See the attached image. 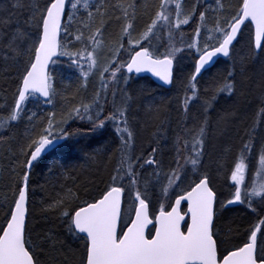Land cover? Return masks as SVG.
Returning a JSON list of instances; mask_svg holds the SVG:
<instances>
[{
	"label": "snow or ice",
	"instance_id": "obj_1",
	"mask_svg": "<svg viewBox=\"0 0 264 264\" xmlns=\"http://www.w3.org/2000/svg\"><path fill=\"white\" fill-rule=\"evenodd\" d=\"M80 4L81 0H15V7L27 9L24 19L13 21L11 17H0V53H3L0 60L16 65L14 107L7 120H0V129L5 128L8 121L20 118L22 104L29 96L39 94L46 98L45 103L52 102L57 91L48 67L50 62H56L54 58L67 56L69 67L77 69L85 80L92 69L97 68L102 89L108 90L112 97V108L106 116L102 114L104 107L100 104L99 94L94 100L98 109L94 116L89 115L91 105L82 104L81 108L73 109L79 119L84 120L87 116L92 131L104 128L106 122L111 121L119 133L120 157L110 183L81 202H77L79 197L69 190L65 197L44 209L58 210L66 232L78 242L73 264H264V218L258 216L257 224L231 238L222 236L216 225L220 212L234 204L247 205L250 214L264 213V135L257 133L261 121L253 120L239 137V155L230 170L233 182L230 198L218 201L212 178L201 171L206 137L212 124L209 115L222 94L224 98H232L233 103L223 109V114H218L216 127L221 134L233 121L243 122L241 110L248 102V95L257 101L259 114L264 115V0H236L227 15L224 0H216L213 11L217 15L212 28L208 29L214 35H209L203 46L196 47L198 58L187 75L182 73L177 55L183 53L184 48L170 44L161 52L162 45L157 42L156 33L167 30L171 41L174 29L188 25L196 16V5L186 11L182 0H160L157 6L147 2L142 4L140 0H117L115 3L97 0L95 5L83 0L81 11ZM93 7L95 13L90 10ZM141 10L149 19L144 30L133 37ZM77 13H81L79 25L82 27L74 28ZM206 13L207 10L199 12L201 22L206 21ZM95 16L101 18V25L111 16L121 22L120 36L103 65L98 60V49L103 48L102 28L91 31ZM200 27L195 30L196 37L201 35ZM85 30H89L87 37ZM124 37L128 38L126 48ZM241 41L248 49V57L237 62L235 50ZM77 44L84 47H77ZM193 47V43L187 44L188 49ZM221 55L233 63L224 72L212 73L215 58ZM246 60L258 61V80L253 81L247 75ZM124 69L127 74L151 73L162 82L161 87L179 84L185 92L178 109L184 121L190 118V101L200 100L198 78L209 73L208 86L200 103V123L195 128H186L185 137L177 135L175 156L167 170L164 149L159 141L146 157H133L129 152L135 136L129 121L135 95L129 94L130 76ZM105 74L109 80H105ZM110 83L115 86L110 88ZM139 91L150 89L142 85ZM188 92L192 95H187ZM104 100L108 102L107 95ZM4 110H8L6 106ZM52 115L54 118L55 114ZM36 116L33 112L27 119L31 123ZM71 118L70 112L68 118L55 124L59 133L55 141L50 138L54 124L53 119H49L39 136L29 137V142L20 149L25 158L18 164L20 171L16 174L13 197L0 205L3 211L0 217V264H46L44 257L48 248H55L58 242L51 232L38 233L32 225L30 174L36 163L41 162L42 154L54 148L56 142L69 141L82 134L80 130L70 131L64 127ZM258 138L261 152L260 170L256 175L260 182L253 179L246 183L248 165L245 159L254 151ZM189 172L195 178L187 188L174 193L178 197L174 203L169 202L167 206L159 203L158 213L150 211L155 189H160L162 197H168L169 189L180 188ZM182 202L187 203L186 210L181 209Z\"/></svg>",
	"mask_w": 264,
	"mask_h": 264
},
{
	"label": "trees",
	"instance_id": "obj_2",
	"mask_svg": "<svg viewBox=\"0 0 264 264\" xmlns=\"http://www.w3.org/2000/svg\"><path fill=\"white\" fill-rule=\"evenodd\" d=\"M88 2L95 5L97 0H88ZM108 2L115 3L117 0H108ZM145 2L157 6L160 0H140L142 4ZM182 3L186 11L191 10L193 5H196V16L190 20L188 25H181L180 29H174V38L171 41L167 30H163L162 33L157 32L156 38L157 42L162 45L161 52L165 51V48L170 44L184 48V52L177 55L180 58L182 73L187 75L193 70L195 59L198 58L195 49L197 41L199 40L201 46H203L207 37L214 35V33L208 32V29L212 28L217 13L213 11L216 8V0H199V3H197V0H182ZM235 3L236 0H224L225 15L231 11L230 6H234ZM172 6L174 7V4ZM80 7L83 11V0H81ZM90 10L95 13L94 7ZM205 10H207L206 21L201 22L199 12ZM68 11L71 12L70 7ZM26 15L27 9L15 7V0H0V17H11L15 21L17 19L23 20ZM80 15L81 13L76 14L77 21L74 22V28L77 26L82 27V25H79ZM148 19V15L144 14L143 10L138 13L133 37L138 36L144 30ZM100 20L99 16H95L91 31H95L97 27L102 28L101 41L106 47L101 50V54L98 56L100 63L103 65L110 56L109 50L116 45V42L111 45L108 36L112 34L113 29L115 30L118 20L115 16H111L105 19L103 25H101ZM202 23L203 27H200ZM137 24L140 27H136ZM197 27H200V37L195 35ZM120 32L117 38L120 36ZM84 35L87 37L89 30H85ZM127 39V37L123 38L125 48L128 47ZM87 43L91 46V41ZM188 43H193L194 47L188 49ZM77 47L82 48L84 45L77 44ZM2 55L3 53H0V56ZM247 57L248 49L244 41H241L236 46L235 59L239 62ZM232 63L233 60L229 58L221 60L211 69V72H224L231 67ZM246 68L247 75L251 76L253 81L258 80V61L246 60ZM85 70H87V64H85ZM50 75L57 91V95L52 102L45 103L36 96H30L20 111V118L16 121H8L6 127L0 129V205L6 204L13 197L16 174L20 171L18 164L25 158L20 153L21 147L29 142V137H38L42 127H47L49 119H53L54 124L53 135L50 138L56 137L59 133L55 124L68 118L71 112L72 118L67 119V124L64 127L70 131L80 130L82 134L69 141H64L63 145L54 153L45 157L33 167L30 174L29 199L32 210L31 222L35 231L38 233L51 232L58 239L55 248H48V252L44 257L46 264H73L79 248L78 242L66 232V225L63 223L58 210L45 211L44 209H47L49 204H54L58 198L65 197L69 190L79 197L77 202H81L90 199L91 195H95L109 184L110 176L114 174V168L120 157L121 143L119 133L115 130V126L111 121L106 122L104 128L92 131L87 116L84 120H81L76 117L73 111L74 108H81L82 104H88L92 106L89 115L94 116L98 110L95 107L94 100L99 94L100 104L104 107L102 114L105 116L109 114L108 110L112 108V97L108 90L102 89L98 70L94 71L93 68L85 80L77 69L69 67L68 57L61 56L54 63ZM15 76L16 65L11 61L5 64L0 60V120H7L14 107ZM208 76L209 73H205L203 78L199 79L197 95L200 100L190 101L191 112L187 121L182 119V113L178 111L185 95L179 84L167 90L156 85L149 78L131 79L130 77L129 94L135 95V101L131 103L129 111L130 125L135 133L129 148V152L133 157L140 155L146 157L151 148L155 147L156 142L159 141L164 149L163 159L165 170H167V166L175 156L174 143L177 135L185 137L186 128H195L200 123L202 116L200 103L204 96V89L208 86ZM105 80H109L108 74H105ZM142 85L147 86L150 91H139ZM114 86L113 83L109 84L110 88ZM120 86L123 87V85ZM245 91L248 90L245 89ZM106 95L107 103L104 100ZM187 95L191 96L192 93L188 92ZM247 100L248 102L244 104L241 110V120L243 122L233 121L223 134L217 130L216 120L218 114H223V109L233 103V99L224 98L222 94L221 98L217 99L215 108L209 115L212 124L206 137L201 171L206 172L212 178L213 187L222 196L226 195V192L222 189L225 183H228V189L231 192L233 191L230 170L234 168L233 161L239 155V137L243 136V129L252 125L253 120L259 119L261 125L257 127V133L264 135V129H262L263 132L260 130L264 125V115L259 114V105L252 98V95H248ZM5 106L8 109L7 111L4 110ZM33 112L37 113V116L30 123L27 116ZM53 113L55 114L54 118ZM237 132H239V136ZM260 152L261 145L258 138L254 151L247 155L245 159V163L248 165L246 183L253 179L257 183L260 182V178L256 175L260 170ZM172 166L175 167L174 163ZM190 167L189 165L188 168ZM138 171L143 172L145 170L138 169ZM147 172H151V169H147ZM194 178L189 172L188 179L180 188L173 187L169 189L168 197H162L160 189L156 188L152 195L151 211L158 213L159 203H164L166 206L169 202L173 203L177 197L174 193L178 194L182 189L187 188L188 183ZM125 184H127V181H125ZM125 209H127V204ZM260 214L264 216V213L258 211V214L253 217L248 206L240 204L239 207L226 210L221 214L216 221L217 230L225 238L234 237L255 225V218L257 220ZM2 215L3 211L0 210V217ZM46 247L48 246L46 245Z\"/></svg>",
	"mask_w": 264,
	"mask_h": 264
},
{
	"label": "water",
	"instance_id": "obj_3",
	"mask_svg": "<svg viewBox=\"0 0 264 264\" xmlns=\"http://www.w3.org/2000/svg\"><path fill=\"white\" fill-rule=\"evenodd\" d=\"M56 59H57V58H54V60H56ZM215 59H216V63L214 64V66H213L212 68H214V67L217 65V63L220 62L221 60H226V59H228V58H227V57H223V56L221 55V56H219V57H217V58H215ZM52 65H53V63L50 62L49 67H48L49 74H50V70H51ZM124 71H125V73H126V69H124ZM126 74H127V73H126ZM127 75L132 76V77H138V78H149V79H151L156 85H158V86H160V87H161V84H162V82L159 81L158 78L152 76V74H151V73H148V72H142V73H135V72H134V73H132V74H127ZM198 79H200V78H198ZM172 87H173V86H167V85H165V86H163L162 88L169 90V89H171ZM34 96L38 97V98H39L40 100H42L43 102H44V100L46 99V98L40 97L39 94H36V95H34ZM24 103H25V102H24ZM24 103L22 104V107H23ZM22 107H21V109H22ZM52 139L55 141V140H56V137H55V138H52ZM63 143H64V140H60L59 142H56L55 147H54V148H51L50 150H48V151H46L44 154H42L41 159L44 158V157H46V156H48V155H50V154H52V153H54V152H55L60 146L63 145ZM177 198H178V197H177ZM174 201H175V200H174ZM173 203H174V202H173ZM234 205H238V204H234ZM124 207H125V205H124ZM186 207H187V203H186V202H182V204H181V209H182V210H186ZM169 210H170V209H169ZM149 228H151V225L149 226Z\"/></svg>",
	"mask_w": 264,
	"mask_h": 264
},
{
	"label": "flooded vegetation",
	"instance_id": "obj_4",
	"mask_svg": "<svg viewBox=\"0 0 264 264\" xmlns=\"http://www.w3.org/2000/svg\"><path fill=\"white\" fill-rule=\"evenodd\" d=\"M131 79H136L135 77H131ZM119 103V102H118ZM262 129H264V125L260 128V130L262 131ZM264 131V130H263ZM262 131V132H263ZM135 147V146H134ZM133 147V148H134ZM136 155V154H135ZM49 156V155H48ZM47 157V156H46ZM45 158V157H44ZM44 158H42V159H44ZM41 159V160H42ZM38 163V162H37ZM36 163V164H37ZM213 186V185H212ZM214 190H216L217 191V193H218V201L219 200H225L226 198H230V193H231V191L229 190V189H225V188H223V190H224V192H226V195L225 196H222V195H220L219 194V192H218V190L214 187ZM177 198V197H176ZM175 198V199H176ZM174 202V201H173ZM126 205V204H125ZM240 206V204H238V205H231V206H228L227 208H225L222 212H220V214L218 215V217H217V219L221 216V214H223L226 210H229V209H233V208H237V207H239ZM170 209V208H169ZM168 209V210H169ZM150 211H151V205H150ZM134 215V214H133ZM254 215L255 214H253L252 216L254 217ZM259 218H264V216H263V214H260L259 215ZM217 219H216V221H217ZM256 224L258 223V219L256 220V218H255V221H254ZM218 229V228H217Z\"/></svg>",
	"mask_w": 264,
	"mask_h": 264
},
{
	"label": "rangeland",
	"instance_id": "obj_5",
	"mask_svg": "<svg viewBox=\"0 0 264 264\" xmlns=\"http://www.w3.org/2000/svg\"><path fill=\"white\" fill-rule=\"evenodd\" d=\"M70 9H71V8H70ZM71 11H72V10H71ZM137 16H138V15H137ZM116 23H118V24L116 25L115 30L113 29V31H111L112 34H109V36H108V40H109V42L111 43V45H112V44H115L116 39H117V36L119 35L120 29H121V22L118 21V22H116ZM136 27H140L139 24H137ZM198 46H201V43L199 42V40H198L197 43H196V47H198ZM104 47H106L105 44H103V48H104ZM196 47H195V49H196ZM103 48H102V49H103ZM98 51H99L98 53L101 54V49H99ZM98 60H99V56H98ZM99 63H100V60H99ZM100 65H102V64L100 63ZM95 70H98V69L94 68V71H95ZM228 185H229L228 183H225L223 188L228 189Z\"/></svg>",
	"mask_w": 264,
	"mask_h": 264
},
{
	"label": "bare ground",
	"instance_id": "obj_6",
	"mask_svg": "<svg viewBox=\"0 0 264 264\" xmlns=\"http://www.w3.org/2000/svg\"><path fill=\"white\" fill-rule=\"evenodd\" d=\"M59 59V58H58ZM58 59H56L55 61H57ZM53 65H54V63H53ZM53 65H52V67H53ZM52 67H51V69H52ZM50 74H51V70H50ZM223 189V188H222Z\"/></svg>",
	"mask_w": 264,
	"mask_h": 264
}]
</instances>
